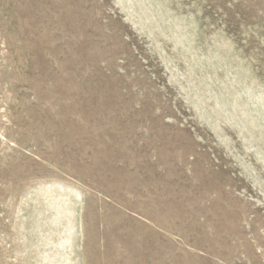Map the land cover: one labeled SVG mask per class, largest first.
I'll list each match as a JSON object with an SVG mask.
<instances>
[{"label": "rangeland", "instance_id": "374dc122", "mask_svg": "<svg viewBox=\"0 0 264 264\" xmlns=\"http://www.w3.org/2000/svg\"><path fill=\"white\" fill-rule=\"evenodd\" d=\"M0 264H264V0H0Z\"/></svg>", "mask_w": 264, "mask_h": 264}, {"label": "bare ground", "instance_id": "6f19581e", "mask_svg": "<svg viewBox=\"0 0 264 264\" xmlns=\"http://www.w3.org/2000/svg\"><path fill=\"white\" fill-rule=\"evenodd\" d=\"M56 182V181H55ZM48 183V182H47ZM59 183V182H58ZM62 183V182H61ZM51 184V182H50ZM54 184V183H53ZM64 185V184H62ZM67 185V184H66ZM47 186V185H45ZM67 187V186H66ZM64 186H55L54 187V190H53V193H55L58 197H60V200H64V197L66 196H71V192ZM69 188V187H68ZM77 190V189H76ZM81 193V192H80ZM78 195L76 194L75 197H77ZM83 196V195H82ZM81 198V197H80ZM83 202V201H82ZM81 204V203H80ZM84 205V204H82ZM60 209H61V206H60ZM84 213V212H83ZM57 214V213H56Z\"/></svg>", "mask_w": 264, "mask_h": 264}]
</instances>
